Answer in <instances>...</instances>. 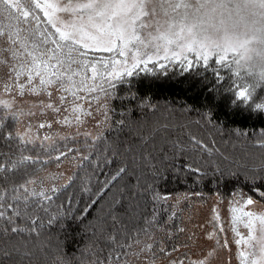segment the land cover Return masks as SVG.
Returning <instances> with one entry per match:
<instances>
[{"label": "snow or ice", "instance_id": "1", "mask_svg": "<svg viewBox=\"0 0 264 264\" xmlns=\"http://www.w3.org/2000/svg\"><path fill=\"white\" fill-rule=\"evenodd\" d=\"M209 2L214 0H204V3ZM226 2L232 3L233 0ZM253 2L264 9V0ZM197 5H201V0H0V70L6 69L4 75H0V96L8 94L10 97L0 98V132L4 130V113L14 124L20 123V116L45 117L35 125L29 120L24 133H9L5 137V142L14 146L19 155L0 160V181L4 182L0 183V237L23 235L29 240H39L45 226H63L68 220L84 224L86 216H76L70 204L65 208L56 203L58 194L71 186L74 177H69L65 184L47 186L45 181L58 177L46 176L38 180L36 173L44 171L52 161L59 167V162L68 157L75 159L77 167L85 171L93 164L97 171L101 163L105 166L116 164L121 156L116 150L118 144L114 147L112 138L105 141L104 132L112 131L110 116L111 101L116 98L114 85L123 77H130L138 71L154 74L159 69L163 72L173 64L183 65L187 70L199 62L207 65L210 57H215L217 64L231 68L237 100L248 103L255 96L256 89L264 86V78L249 82L245 76L250 77V74L239 68L244 59L240 49L249 41L233 43L228 40L221 46L217 41L199 35L195 26L187 23L188 17L199 11ZM17 97L37 99L32 100L25 110L18 105ZM256 107L264 110V102ZM97 113L103 116L100 124L106 127L93 137L81 129ZM115 123L121 128L125 125L124 120ZM54 124L75 131L64 136L50 132L38 135L40 129L51 130ZM33 128L36 132L32 131ZM170 130L175 131L164 124L154 128L149 137H140L142 147L158 135L169 146L172 157L163 154L162 167L152 163L150 156H144L143 151L139 157L132 155L130 163L119 164L109 174L95 193L96 199L90 201L92 205L99 204L116 184L128 177L135 190V204L127 203L123 195L114 198L108 207L113 224L120 223L122 208L134 211L149 203L152 206L143 226L129 231L127 225H122L119 232L108 235L106 243L110 251L106 260H95L93 264H130V256H144L147 264H155L154 249L158 245L154 243V230L164 231L175 215L173 213L167 219L160 216V206L170 196L159 192L157 183L165 178L169 165L177 177L181 173L207 177L208 173L202 167L205 162L201 159L206 155L215 165L214 174L223 175L212 159L214 152L208 144L190 132L186 133V141H171L166 135ZM240 134L237 131V135ZM260 135L264 136V131ZM77 141L82 147L72 146ZM258 147L264 149V140ZM133 151L132 146L125 149L126 153ZM2 156L4 154L0 153ZM177 158H182L179 167L175 163ZM145 166L151 169L150 173L143 171ZM131 168L140 171L133 172ZM21 172L25 178L9 183ZM94 175L93 172L84 181L82 190L86 194L92 195ZM228 175L238 173L229 172ZM244 179L260 198H264V189L257 187L258 183L264 184V160L259 166H245ZM256 204L257 200L252 196L233 190L229 212L232 232L238 237L235 243L239 264H264V212L257 213L254 210ZM215 219L219 220V216ZM238 225L247 229V235L241 234ZM219 232H224L222 226ZM209 238H212L211 234ZM216 243L219 245L220 240L217 239ZM221 246L228 248L227 241ZM22 248H27V244L12 245L9 250L0 249V255L7 259L14 256L30 258L32 253L22 251ZM165 251L160 248L161 253ZM212 255L213 252L208 253L209 257ZM57 260L59 264H65L63 258L57 257ZM174 264H183V261ZM195 264L207 262L200 260Z\"/></svg>", "mask_w": 264, "mask_h": 264}, {"label": "trees", "instance_id": "2", "mask_svg": "<svg viewBox=\"0 0 264 264\" xmlns=\"http://www.w3.org/2000/svg\"><path fill=\"white\" fill-rule=\"evenodd\" d=\"M215 65L214 62H210L205 67L206 69L204 67L192 70L191 68L189 70L181 68L172 73L157 71L158 73L154 75L143 73L135 81H131L128 87H120L118 96L111 103L112 131H108L104 135L105 141H108L109 138L115 141L114 147L118 144L116 150L121 153V156L116 164L105 166L101 163L99 171L93 164L89 165L88 170L85 171L77 167L75 159L68 157L59 162V167L63 166L64 169L60 176H57L58 179L46 183L47 186L65 184L69 177H74L71 186L58 194L56 203L64 205L65 208L70 204L76 216H86L84 224H80L78 220H68L63 226L60 224L51 227L45 226L39 240H29L23 235L0 237V249L9 250L12 245L26 243L27 248H22V251L32 253L30 258L25 257L24 259L19 256L7 259L0 255V264H59L57 257L63 258L65 264H82V262L83 264H93L95 260H106L110 251V246L106 243L107 236L114 231L119 232L122 225H127L129 231L137 226H143V220L152 212V206L149 203L147 206L135 208L134 211H125L122 208L119 215L120 223L113 224L108 216V207L114 198L123 195L127 203L135 204L133 199L135 190L128 182V177L116 184L99 204L91 206L90 201L96 199L95 193L108 179L109 174L114 172L119 164L126 161L130 163L132 155L139 157L143 151L144 156H150L152 163L157 164L158 167H162L160 160L163 154H167L171 159L172 153L169 151V146L165 145L159 135L154 141L150 140L148 145L143 147L140 140V137H149L154 128L164 124L169 125L170 129H175V131L170 130L166 133L167 138L171 141L177 139L186 141V133L190 132L208 144L214 152L212 159L219 165L223 175L214 174L215 165L204 155L201 157L205 162L202 167L208 173L207 177L198 178L193 174L185 173H181L177 177L169 165V171L165 173V178L157 183L159 192L171 196L173 193L185 194L188 191L200 190L213 195L232 192V188L236 185L252 186L245 181L244 171L245 166L247 168L259 166L264 160V149L258 147L259 142L264 140V136L260 135L264 131V111L256 110L251 103L237 102L231 84L218 76ZM118 120L125 121L123 128L116 125L115 122ZM209 120L211 123L208 122ZM3 121L4 130L0 132V153H3L4 156L0 157V160L19 155L14 146L10 147L5 142V137L9 133H16L17 124L13 123L7 113L3 114ZM196 121L200 123L197 124ZM237 131L242 134L237 135ZM72 146L82 147L79 141ZM128 146L133 147V153L125 152ZM161 149L164 150L163 153ZM31 154L34 155V153ZM181 159H176L177 167L180 166ZM56 165L57 162H50L45 166L44 171L36 173V178L49 168L57 167ZM31 171L30 168L29 172ZM130 171L138 173L140 169L131 168ZM143 171L150 173L151 169L145 166ZM93 172L95 175L91 182L92 195H89L83 192L82 186ZM229 172L238 173V175L230 176ZM23 178H25L24 173L21 172L14 176L9 183L20 181ZM148 179L151 180L150 175ZM0 183L4 182L0 181ZM262 185L264 184H257L258 187ZM141 187H143V182ZM121 189H123V193ZM160 208L161 219H167L168 216L175 213L169 202L164 203ZM53 211H56V208H53ZM176 213L172 221L175 219ZM223 225V221L216 220V232L210 231L212 238L216 235L218 239V235L222 234L219 232V227H224ZM98 226L103 230H99ZM238 226L242 227L243 225ZM165 230H154L157 241L155 244L159 248L157 251L160 252L162 247L166 250L164 254L170 256L174 249L169 241L165 245H161L164 234H167ZM128 259L130 264H136L134 260L132 262L129 257ZM202 260H205L207 264L209 262L208 258ZM176 261H183V264L198 262L185 260L184 257Z\"/></svg>", "mask_w": 264, "mask_h": 264}, {"label": "rangeland", "instance_id": "3", "mask_svg": "<svg viewBox=\"0 0 264 264\" xmlns=\"http://www.w3.org/2000/svg\"><path fill=\"white\" fill-rule=\"evenodd\" d=\"M210 62H214L216 64L215 70L216 71L218 70L217 71L218 76H220L222 80L228 81L231 84V88L235 93L236 91L234 87L235 78L232 75L231 68H226L217 64L215 57L212 58L210 57L208 64H210ZM207 65H204L203 62H199L196 63L191 68V70L194 68H202V67L205 68ZM181 68H185V67L183 65L173 64L163 72L172 73L174 71H177L176 69H181ZM157 71L160 70L156 69L154 74L158 73ZM216 71L214 72L216 73ZM5 72L6 69L0 70V75H4ZM143 73H151V72L138 71L134 73L132 76L130 77L125 76L122 78L121 81L115 83L114 87L116 89V97L118 96L120 87L122 86L128 87L131 81L132 82L133 80L135 81L137 78L142 76ZM245 80L251 82L250 77L245 76ZM0 98L9 99L10 97L8 94H4L3 96H0ZM235 98H236V94H235ZM34 99L37 98L17 97L18 105L25 108V110H27L29 104ZM236 101L239 103H245L241 100H237V98ZM261 102H264V86H260L256 89L255 96L248 103L253 104L254 108L258 110L256 106ZM19 119H20V123L16 125L15 132L24 133L26 131V125L29 120H31L32 123L35 125L37 122L44 120L45 117L20 116ZM110 119L112 121V113ZM102 120H103V116L100 113H97L93 118L88 119L86 126L82 128L81 131L86 130L90 132L93 137H95L98 133L103 132L106 127L104 124H100V121ZM97 124H100V126L97 127ZM32 131L36 132V129L33 128ZM74 131H75L74 128L65 129L60 127L59 125L54 124L51 130L47 128L40 129L38 135H43L44 133L50 132L53 135L59 134L60 136H64V135H71ZM105 134L106 132H104V135ZM63 169H64L63 166L51 167L43 174H40L37 179L38 180L43 179L46 176H60V173L62 172ZM48 182L49 181H45V183ZM259 188L264 189V185L260 186ZM234 189L242 191L246 196H252L254 199H256L257 204L254 206V210L257 213L264 212V198H260L256 193V191L253 190L252 186L247 187L243 185H236L232 188L231 191L233 192ZM232 192H222L221 194L217 193L213 195L206 194L204 192H201L200 190L188 191L185 194L173 193L167 202L172 204L173 210L175 213L177 212L176 213L177 215L173 221L169 222L166 225L165 233L167 234H164L161 240L162 241L161 245L163 246L167 241H169V244L173 246L174 252L172 255L169 256L157 251L159 250V248L156 247L154 249L156 254L153 257L155 259V264H171L173 263V261H176L181 257H184L185 260H196V261H200L203 258H208L209 259L208 264H239V261L236 257L238 248L235 243V239H237L238 237H235L234 233L232 232L231 214L229 212L230 202L232 200ZM216 216H219V220L223 221L224 223L223 225L224 232H221L222 234L218 235V239L220 240L219 245L216 243L217 240L216 235H214V238H209V234L211 230L216 232L215 231ZM237 227L238 230L241 232V234L247 235V229H245L243 226L242 227L237 226ZM181 228L184 229V231L181 232L180 231ZM225 241H227L228 243V248H224L221 246L224 244ZM156 242L157 241L154 240V243ZM176 246L177 248H174ZM212 251H214L213 255L209 257L208 253ZM129 258L130 260H132V262L134 260L136 264H147V259L144 256H141L137 259L131 256ZM186 264L188 263L186 262Z\"/></svg>", "mask_w": 264, "mask_h": 264}, {"label": "clouds", "instance_id": "4", "mask_svg": "<svg viewBox=\"0 0 264 264\" xmlns=\"http://www.w3.org/2000/svg\"><path fill=\"white\" fill-rule=\"evenodd\" d=\"M194 15L187 19L195 31L211 40L224 45L228 40L233 43L249 41L240 49L244 59L239 68L250 74L252 81L264 78V9L253 0H214L197 5Z\"/></svg>", "mask_w": 264, "mask_h": 264}, {"label": "water", "instance_id": "5", "mask_svg": "<svg viewBox=\"0 0 264 264\" xmlns=\"http://www.w3.org/2000/svg\"><path fill=\"white\" fill-rule=\"evenodd\" d=\"M91 206H93V205H91ZM91 208V207H90Z\"/></svg>", "mask_w": 264, "mask_h": 264}]
</instances>
